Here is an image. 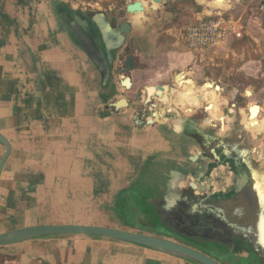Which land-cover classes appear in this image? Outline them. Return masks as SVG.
I'll return each instance as SVG.
<instances>
[{
	"label": "crops",
	"instance_id": "1",
	"mask_svg": "<svg viewBox=\"0 0 264 264\" xmlns=\"http://www.w3.org/2000/svg\"><path fill=\"white\" fill-rule=\"evenodd\" d=\"M257 2L262 9L264 0ZM63 5L59 0H0V135L11 147L0 173V235L46 225L121 228L114 209L123 196L127 199L140 188L149 163L175 160L180 144L187 146L180 139H167L164 123L137 124L133 109L100 116L117 97H112L111 85L102 86L97 67L63 20ZM238 6L230 5L225 13L237 17ZM240 7L254 9L250 4ZM243 26V38L235 41L240 43L238 52L233 41H227L198 58L192 53L190 67L185 50L169 51L170 39L159 30L146 35L147 24L131 25L137 38L128 45L134 59L132 88L168 89L177 85V75L190 73L195 84L219 85L230 106L237 95L249 98L233 80L241 73L254 78L257 62L249 58L238 63L246 56L242 40L258 49L263 40L258 32L264 29L257 18L245 20ZM196 60L206 67L200 69ZM116 86L119 95L123 88ZM243 110L232 114L230 109L223 121L241 120ZM175 111L171 105L162 107L161 121L188 117H177ZM188 150L190 156L197 153ZM3 152L0 144V159ZM0 256V264H190L85 236L19 243L0 249Z\"/></svg>",
	"mask_w": 264,
	"mask_h": 264
},
{
	"label": "water",
	"instance_id": "2",
	"mask_svg": "<svg viewBox=\"0 0 264 264\" xmlns=\"http://www.w3.org/2000/svg\"><path fill=\"white\" fill-rule=\"evenodd\" d=\"M164 2L165 0H151L153 5L163 6L165 4ZM124 12L132 18L140 14H145L146 7L143 2L134 1L125 5ZM96 17H98V20L95 21V19H93V22L101 31L102 47L95 42L88 27L84 29L75 19H71L68 25L84 53L93 65L97 67L102 86L107 87L111 85L112 97H117L116 100L105 106L107 113H102L100 115L102 117H107L108 112L117 113L133 109L128 99L118 98L116 85L121 86L123 91L131 90L132 88L130 73L134 66V59L130 49H128V45L132 42L135 43L137 38L133 36L130 22L127 23L125 20L122 23L120 22L118 27L112 28L104 13H96ZM132 38L135 40H132ZM169 51L175 52L174 50ZM180 77H183L186 81H191L192 89L197 93L196 98L198 101L203 99L201 90L209 83L214 87L213 92L216 96L222 92L224 93V90H221L219 85L211 82L194 84L193 80L187 79L188 76L184 74L176 76L177 85L171 88L164 89L163 87H157L153 94H149V92L144 90L149 96V101H156L161 104V107L157 109V105L154 103L149 104L148 108L144 107L145 109L140 107L134 108L135 122L140 125L147 124L156 126H160L164 123L162 133L165 137L171 141L180 139L186 142L188 147L184 144H180L175 150L178 157L175 160L166 162L159 160L149 163L145 175L137 184L140 188L135 187V189L130 191L127 195V199L123 196L117 210L114 209L116 211L115 215L121 220V228L97 225H46L28 227L0 235V249L35 240L85 236L135 245L155 253L181 259L190 264H222V261H218L207 253L202 252L203 250L198 246L194 244L189 245L187 242L185 243L181 240L182 238L179 240L176 236L161 231L157 222H161L162 220L174 221L186 229L194 230L196 228L197 217L203 212H211L214 210L217 213L223 214L221 208L217 206L211 207L207 203V200L211 195L210 190L212 186L220 189L223 187L222 183L226 182L228 177H231L226 171L223 165L224 161L219 155L221 151L227 157L230 156L232 151L237 154L241 152V154L244 155H248V151L255 153L257 151V144L252 145L250 148L251 150L246 148L239 149V146H245V141L244 138H242L243 135L241 132L245 133L246 128L241 120H247V109L249 105L246 104L247 102H244V104L240 106L238 104L239 96L237 95L234 97L231 102L232 106H230L228 102V107L223 108L219 113L223 116L225 113H230V109H232V114L235 113L234 110L238 111V109H244L242 111L243 114L241 112V120H236L237 122L223 121V119H221L222 117L212 115V117H216L214 119L207 118L206 121H202L205 124L203 126L206 128H209L211 131L216 130L212 132L205 131V129L203 130L200 128L199 124L196 125L199 127L195 128L185 122L201 121L195 117L183 118L181 120L182 122L179 123L178 121H161V117L163 116L162 107L168 106L163 103L162 97L165 96L166 99L172 88L177 87L176 90H182V87L179 88L178 86ZM183 86H185V84ZM215 89L219 90L216 91ZM225 96L224 93V97ZM135 98L139 101L138 104H142L140 103L142 102L140 93H136ZM149 101L147 102L149 103ZM173 105L174 104H171L172 108H176V106ZM234 107H237V109H233ZM207 108L206 103H203L200 108H193L191 113H209ZM229 126H231L230 129ZM189 127L194 128L195 132L191 134ZM0 144L4 149L0 159L1 173L10 155L11 147L7 139L1 135ZM190 148L196 150L197 153L190 156L188 150ZM263 156L264 152L260 155L258 154V156H254L253 161H247L248 166H251L252 163L254 165H259V168L256 165L258 168L257 174L262 172L263 167L259 159ZM211 166H213V169H210ZM213 178H216L215 182ZM248 224L250 226H248V228L252 230V236L246 234L245 231L240 232L245 233L244 235L249 238L247 243L252 247L255 257L252 260L253 264L257 262L261 263L260 259L264 258V213L258 215V219L255 221L254 225H251V221ZM127 225L138 227L152 234L147 235L141 232L127 230L125 228L128 227ZM230 226L234 228L238 226V224L230 223ZM244 229L245 227L243 230ZM156 232L159 234H154Z\"/></svg>",
	"mask_w": 264,
	"mask_h": 264
},
{
	"label": "rangeland",
	"instance_id": "3",
	"mask_svg": "<svg viewBox=\"0 0 264 264\" xmlns=\"http://www.w3.org/2000/svg\"><path fill=\"white\" fill-rule=\"evenodd\" d=\"M59 1L63 3L64 5H66L69 9H73L76 12H87L91 14L102 12L106 15H114L115 17L119 16L120 18L123 15L125 19H122V22L126 20V22L127 23L130 22V24L133 25L134 28L142 24H147V32H145L146 35L149 34V32L153 29L159 30V35L166 36L168 39H170L171 46L169 45V47H167L168 50H174L176 48L177 50L178 49H182V51L183 49L185 50L186 54H188L189 56L186 55L185 56L186 59L184 61L185 63H188L190 67L193 65V63H191L190 61L193 58L190 57L192 54L188 53L186 49L184 48V45L182 43V32L190 23L194 22L197 18H201L204 16H211L214 13V10L216 9V8L214 9L208 8L207 7L208 4L201 3V0L200 1L199 0L198 1L197 0H165L164 2L165 4L163 6L153 5L151 3V0H59ZM134 1L143 2L146 7V12L143 15L140 14L139 17L136 16L134 18H130V16L126 15V13L124 12V9H125L126 4H130ZM240 6H238L239 9L235 11V15L237 17H241L242 23H244L245 20L249 18H254V19L257 18L260 21V23L262 22L263 29H264V9H263L264 6L262 9H258L259 2H257L254 9H252V12H250L249 10L244 11L245 7H240ZM221 8L227 9V7H221ZM120 22L121 21L119 20L118 23ZM258 33H259V36L263 39L261 40V43L258 49H256V45L254 43H252L250 40H247L245 38L246 40L244 41L242 40L241 46L244 48L246 56L242 59L243 61L238 60V63H242L248 60L249 58H251L252 60L257 62L256 63L257 65L256 64L254 65L255 67L258 68V71L257 73H253L254 78L247 77L242 73L238 74L236 78H234L233 80V85L239 87V90H244L245 95L247 94V96H250L249 98L239 97L238 104L242 106L244 102H247L246 104H248L249 106L255 105L256 107H259L261 110L260 111L261 115L259 114L258 118L260 120L261 116L262 115L264 116V60L262 59L264 57V31L258 32ZM132 40H135V39L132 38ZM231 41H233V44L235 45V47L233 46L234 47L233 50L238 52L240 43H237L238 42L237 40H230V42ZM174 43H176L177 46L175 47L172 46V44ZM203 51L205 50H196L193 54L197 55V58H198V54H201ZM196 64L199 65V68L202 70L206 67V65L204 66V63L202 62L200 63L197 60H196ZM187 76H188L187 79H192V77H194L190 73L187 74ZM137 87H139L138 84L135 85L134 88H131V90L121 91V93L118 95V98L121 97V98L128 99L133 109L134 108L136 109L138 107L145 109L144 107L148 108L149 104H154V103L155 105H157V109L161 107V104H159L158 102L156 101L154 102L151 100L149 101L148 94L145 93V91L141 89H137ZM176 88H172L170 92L168 93V96L165 99L166 101L164 100L163 102L165 103V105L174 104L173 106H176L173 95H175V93H180V89L176 90ZM248 88H250V90H247ZM153 92H154L153 89L149 90V94H153ZM136 93L141 94L142 102L140 103L142 104H138L139 101H137L135 98ZM223 97H224V93L222 92L218 96H216V99H215L216 102L213 103L214 106L218 108L217 109L218 112L214 114L217 117L218 116L221 117L222 114L219 112L223 108L228 107V101L224 100ZM147 101H149V103ZM182 110L183 109H180V108L176 109L175 113H178L177 117H179L181 114L184 113L188 117H192V118L195 117L201 120V121H185L188 125L193 126L195 128H198L200 126V128H202L203 130L205 129V131H211L209 128H206L205 126H203L205 124L202 121L204 120L206 121L207 118L214 119L216 116L212 117V115H210L207 112H205V114L204 113L201 114V112L200 113L196 112V114L195 113L190 114V113H187L185 110H183L182 112ZM189 114L192 116H189ZM221 119H223V116ZM179 122H182V121H178V123ZM241 122H243V125L246 128L247 127L246 122L244 120L243 121L241 120ZM261 122L263 123V128L261 130H257L256 132L255 131L251 132L249 131L248 128H246V132L248 133L241 132L243 135L242 138H244V141H245V146H243L244 148L251 150L250 149L251 146L254 144H257L256 153L251 152L250 157L258 156V154L260 155L264 152V118H263V121ZM197 124H199V126H196ZM212 131H216V130H212ZM257 166L259 168L258 164ZM263 172H264V169H263ZM107 224H111V223H107ZM127 226L128 227H125V228L130 231L141 232L147 235L152 234L151 232L141 230L138 227H134L131 225H127ZM154 234H159V233L156 232ZM202 252L206 253V251L204 250Z\"/></svg>",
	"mask_w": 264,
	"mask_h": 264
},
{
	"label": "flooded vegetation",
	"instance_id": "4",
	"mask_svg": "<svg viewBox=\"0 0 264 264\" xmlns=\"http://www.w3.org/2000/svg\"><path fill=\"white\" fill-rule=\"evenodd\" d=\"M62 15L68 28V22L71 19L78 21L84 29L88 27L95 42L102 47L101 31L93 22V19L98 20L96 13L76 12L63 5ZM105 16L112 28L118 27L120 25L118 21L120 20L122 23V19H124L123 15L121 18L114 15L105 14ZM189 129L191 134L195 132L194 128L189 127ZM239 149L245 148L241 145ZM250 153L251 151H248V155H244L241 152L237 154L232 151L229 157L225 156L222 151L219 153L224 161L223 165L231 177L222 183L223 187L220 189L212 186L207 203L211 207L221 208L223 214L214 210L203 212L197 217L194 230L186 229L174 221L164 220L157 222L159 229L176 236L179 240L182 238L181 240L189 245L198 246L211 257L222 261V264H253L252 260L255 257L252 247L247 243L249 238L240 231H245L246 234L252 236V230L248 228V223L251 221V225H254L258 215L264 213V156L259 159L263 167L262 172L257 174V164L254 165L251 162V166L247 165V161H253ZM211 168L213 169V166ZM213 179L215 182L216 178ZM230 223H237L238 226L233 228ZM260 260L261 263L254 264H264V258Z\"/></svg>",
	"mask_w": 264,
	"mask_h": 264
},
{
	"label": "built area",
	"instance_id": "5",
	"mask_svg": "<svg viewBox=\"0 0 264 264\" xmlns=\"http://www.w3.org/2000/svg\"><path fill=\"white\" fill-rule=\"evenodd\" d=\"M214 2L215 0H210ZM241 0H226L225 7L239 4ZM241 17L225 13L224 8L215 9L211 16H204L190 23L182 32V43L190 54L207 50L230 40L243 38Z\"/></svg>",
	"mask_w": 264,
	"mask_h": 264
},
{
	"label": "bare ground",
	"instance_id": "6",
	"mask_svg": "<svg viewBox=\"0 0 264 264\" xmlns=\"http://www.w3.org/2000/svg\"><path fill=\"white\" fill-rule=\"evenodd\" d=\"M209 1L210 0H201V3L208 4L207 7L212 8V9H214V8L219 9L221 7H225L226 0H215L214 2H209ZM263 6H264V2L260 5V8H262ZM184 84H185V86H183ZM124 86H125V84H124ZM178 86H179V88L182 87V90L180 89V93H175V95H174V97L176 99V107H179L180 109H183L187 113L191 114L193 108H200L203 103H206V105L208 107L207 111L211 115L214 116V114H216V112H218L217 111L218 108L216 106H214V104H213L216 102L215 101L216 95L213 92L214 87L210 83L206 84L204 86V88L201 90L202 91L201 95L203 97V99L201 101H198V99L196 98L197 93H195V91L192 89L191 81H186L183 77H180L179 81H178ZM215 90L218 91V89H215ZM164 100H165V96L162 97V101H164ZM173 103H174V101H173ZM183 110H182V112H183ZM259 111H260L259 108L256 107L255 105H250L248 108L247 120L245 122H246V126H247L246 128H248L249 131H251V132H254V131L256 132L257 130H261L263 128V123L261 122L262 120L259 121V118H258L259 114H260ZM245 122H244V124H245ZM263 242H264V236H263Z\"/></svg>",
	"mask_w": 264,
	"mask_h": 264
},
{
	"label": "trees",
	"instance_id": "7",
	"mask_svg": "<svg viewBox=\"0 0 264 264\" xmlns=\"http://www.w3.org/2000/svg\"><path fill=\"white\" fill-rule=\"evenodd\" d=\"M257 0H241L240 5L244 6L246 4H250L252 7H255Z\"/></svg>",
	"mask_w": 264,
	"mask_h": 264
}]
</instances>
